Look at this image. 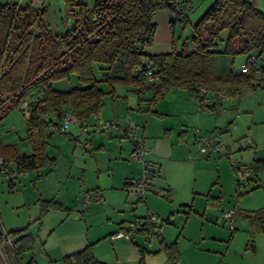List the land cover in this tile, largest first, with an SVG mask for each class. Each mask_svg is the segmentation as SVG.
<instances>
[{
	"label": "crops",
	"instance_id": "0c3cea01",
	"mask_svg": "<svg viewBox=\"0 0 264 264\" xmlns=\"http://www.w3.org/2000/svg\"><path fill=\"white\" fill-rule=\"evenodd\" d=\"M257 4L259 9L264 12V0H257ZM152 21L156 24V31L152 43L145 46L143 51L147 54H158L170 51L172 45L177 48L174 41V30L172 32L169 24L168 11L165 9L158 10L153 14ZM241 66L242 64H240ZM240 67L234 70L239 71ZM215 70L222 73L221 68H218L216 63ZM158 84L161 97L155 102V111L151 110V112L160 116L176 115L179 122L176 126H174L176 121L169 122L168 120L166 124L164 122L155 124L154 120L156 119L153 120L151 113L144 110L145 106L149 105L148 100L152 98L151 94H154ZM123 86L127 87V92L125 95L119 96L124 101H120V105H117L116 102L113 103L110 116L102 118L100 113L98 120L94 117L88 118L89 124L92 122L95 126H98L103 120L113 118H117L120 122L119 129L108 132L96 130V133H90L85 138V142H88L85 144L88 145L84 146V150L87 152L91 148L95 151L93 153L94 158L95 154L100 153L110 164V174L108 172L106 174L109 175L108 181L102 183L97 180L93 186H91L92 183L87 189L84 188L87 168L82 167L81 163H77L80 155H78L79 151H76V147L80 142V134H83L81 126L77 123L73 124H77L79 133L60 132L64 134L63 138L74 140V142L62 139L65 142L62 144L63 146L53 144L50 148L49 142L47 151L50 152L48 156L53 158L52 162H49L45 168L41 167L37 170L21 173V175L34 173L31 181L38 180L40 184H44V182L48 184L46 186L47 192L40 193L38 191L37 196L33 195L30 207L32 219H37L39 215V201L41 199H54L64 207L48 210L42 216L40 223L37 224L38 230L41 233L47 232L48 235L55 230L63 229L59 233L61 242L59 240L58 250H55V254H53V249L46 248L47 240L42 242L45 255L57 263V260L61 261L63 255L92 244L94 256L106 263L137 264L141 257V249H143V264H163L164 262H168V264H228L226 256L231 253L232 238L236 237L237 230L242 229L244 232L240 235L242 236L240 240H246L247 247L244 249L242 245L238 248L233 246L234 256H236L234 264H264V231L257 233L251 231L252 223L245 215L248 212L264 208V170H258L254 173L251 190L247 191L250 187L239 188L242 193L250 192L248 202L244 201L246 197H249L247 195L237 204H230L223 209L224 211L229 209L236 211L230 233L224 227L216 226L210 222L213 211L217 210L221 204V191L219 190V196H214V199L209 197L207 200L206 198L203 212L199 215L196 213L198 210L194 208V201H196V196L203 195V193L200 190H195L194 177L183 176L178 170L185 164L194 166V162L198 164L205 162V158L207 163H214L213 160H216L217 171L224 164V170L231 173L230 164L227 165L228 163L223 157L225 152H235L233 153L236 157L234 159L248 164H251L254 159H264V88L260 86L245 88L239 95L221 96L218 111L214 109L205 111L196 109L194 96L186 89L167 87L160 84V81H146L144 86L131 84H124ZM116 93L114 87L112 99L114 96H118ZM130 93L132 95L134 93L135 98L134 95L129 98ZM147 94L150 95L147 96ZM207 96L211 104L214 101L213 95H208L207 91ZM239 97L241 99L237 102L236 110L232 112L226 107L224 101L232 98L231 102L234 105V100ZM124 104L123 108L122 105ZM240 109L243 112L241 115L239 114ZM239 125H242L244 132L238 130ZM129 127L136 129L144 145L151 150L147 159L158 168L159 175L156 184L162 187L161 194L148 192L144 199L137 200L128 190L131 181L139 175L141 170L140 162L131 159L132 146L125 136V130ZM195 129L199 132L198 135H196ZM207 132H216L219 135L222 154L209 155L204 158L197 156L196 160L192 159V147L190 146L194 147L198 137L207 134ZM66 133L69 134L66 135ZM71 142L74 145L72 148ZM1 143L4 145L16 144L15 142L5 143L2 140ZM24 149L26 147L19 148L16 144L15 149L6 148L3 150L5 155L13 159L15 154L31 152L30 147H27L28 150ZM65 160L69 162H64ZM9 161L11 164H15L13 160ZM61 161L66 163V168L58 174L55 165L57 166V163ZM94 163L98 167L97 159ZM82 164L85 165V163ZM77 167L79 171H77ZM97 167L95 169L99 171L100 169ZM77 173H79V177L73 176L78 175ZM219 179L218 174L215 182L217 183ZM69 181H80L83 184L81 186L82 191L91 190L94 202L89 201L90 203L88 202L87 205L83 203L86 208L85 220L92 218L101 209L104 211H102L103 218L100 219L99 225L98 223H96L97 226L90 224L92 229L85 230V233L77 229L75 231L67 230L66 220L72 205V203L68 204V200L73 196L67 187ZM14 183V181H9L10 187L13 188ZM234 184L233 190L237 191L238 183L236 180ZM33 187H37V185L34 184ZM220 187L222 189L223 184H220ZM211 190L212 188L207 194L211 193ZM16 193L23 195L20 190H17ZM43 194L47 197H43ZM30 196L32 198V194ZM149 212L156 214L162 220L164 219L162 243H170L176 240L179 252L176 262L170 263L164 252L153 253L159 248L161 242L147 241L140 232L131 240L123 238L111 240L109 238V235L117 230L122 223L138 216H144ZM194 214L201 216L197 217L199 218L197 219L198 222L194 221ZM209 214L211 215L209 216ZM6 225V220L0 214V231L2 229L13 230H7ZM27 252H25L26 257ZM31 257L33 256H30L29 259ZM19 263L24 264L22 260Z\"/></svg>",
	"mask_w": 264,
	"mask_h": 264
},
{
	"label": "trees",
	"instance_id": "16d2710c",
	"mask_svg": "<svg viewBox=\"0 0 264 264\" xmlns=\"http://www.w3.org/2000/svg\"><path fill=\"white\" fill-rule=\"evenodd\" d=\"M188 2L190 0H95L90 9L77 3L80 17L60 36L41 29L34 31L33 22L38 12L32 1L25 5L0 3V119L11 108L26 110L24 139L31 149L28 154H15L10 159L3 149H15L16 144L4 145L0 140V156L5 163L13 160L15 164H11V169L22 173L52 162L53 158L47 153L49 138L54 132H64L61 130L63 113L72 112L79 121L89 117L98 120L103 108L102 98L107 93L114 94L116 83L144 86L143 67L150 59L153 71L164 74L160 84L186 89L193 96L199 87L211 92L214 101L206 105L207 111H218L221 96L239 95L245 88H264V64H260L262 71L257 80L251 71L230 70L223 74L215 70L219 53H244L248 62L251 54L259 60L264 52V12L259 9L257 0H214L191 25L189 40L192 48L189 51L174 45L164 53L143 51L152 43L156 31L153 14L161 9L168 11L176 5L187 8ZM185 8L180 16L169 18L172 32L177 20L189 23ZM221 30L226 31L224 38L219 35ZM95 64L102 78L96 77ZM70 75L76 76L78 85L68 90L53 87V81ZM102 81L109 85V90L101 88ZM160 97L158 84L150 103ZM24 103L26 109L21 107ZM249 165L253 183L254 173L264 170V159H254ZM236 181L238 185L244 184L237 178ZM252 187L253 184L247 191ZM243 193L238 189L237 194ZM39 208L35 219L38 223L48 210L64 207L54 199H42ZM245 215L252 223L253 232L264 231V208ZM29 224L7 231L14 236L16 246L10 250L17 263L34 246ZM156 252H164L170 263L178 260L176 240L161 241L153 253ZM5 253L8 259L6 249ZM143 253L141 249L137 264H143ZM32 261L33 257L28 264ZM61 262L116 264L98 260L92 244L63 255Z\"/></svg>",
	"mask_w": 264,
	"mask_h": 264
},
{
	"label": "rangeland",
	"instance_id": "374dc122",
	"mask_svg": "<svg viewBox=\"0 0 264 264\" xmlns=\"http://www.w3.org/2000/svg\"><path fill=\"white\" fill-rule=\"evenodd\" d=\"M29 1H32V4L34 5L35 9L38 12L37 18L34 19L33 22V28L34 31H37L38 29H41L50 35L54 36H60L64 34L67 29H69L75 20L80 17L78 14V5L83 4L87 9H90L94 6L95 0H68L70 3L68 4L67 0H0V3H6V2H11V3H17L19 5H25ZM214 0H190V6L185 8V14L187 15L189 19L188 24H183L182 21L177 20L175 25H174V41L175 44L177 45V48H182L184 47L185 50L189 51L191 50L192 46L189 40L192 27L191 25L194 24L196 21L199 20V18L204 14V12L207 10V8L213 3ZM219 35L221 38H224L226 35L225 30H221L219 32ZM259 64H264V52L261 53L259 56L258 60ZM217 67L221 68V72L225 74L226 72L230 70H234L237 67H240V64H246L247 63V57L244 53L236 52V53H219L217 54L216 61H215ZM220 70V69H219ZM94 72L97 78H102L101 71L98 69V65L95 64ZM78 85L77 79L75 75H70L67 78H61L53 81V87L58 89V90H68L72 88L73 86ZM116 85V86H115ZM114 85L115 90L117 91L118 96H114L112 99V96L114 94H105L102 98V102L104 103V107L101 110V117L105 118L107 116H110L112 114V107L113 103L116 102L117 105H120V101H124L122 97L119 95L121 94H126V89L127 87L123 86L124 83H116ZM101 88L104 90H109L110 87L107 83L105 82H100ZM259 91V90H256ZM130 92V91H129ZM151 94V93H150ZM150 94H147L150 95ZM134 95V96H133ZM133 95L130 93L129 98L133 96L135 98V94ZM153 96V93L151 94ZM208 95H212L211 92L208 91ZM248 97V96H246ZM241 99V97L236 98L234 100V105L232 104L231 100L232 98H228L225 100L226 107L230 109L232 112L236 110L237 107V102ZM115 100V101H114ZM149 105L145 106L146 108L144 109L146 112L151 113V116L153 117V120L155 121V124L158 122H164L166 124V121L168 120L169 122L171 121H176L174 123L178 124V118L176 115L170 114V115H155L152 114L151 110L155 111L154 105L155 103L151 104L150 100H148ZM125 104L122 105L124 108ZM123 110V109H122ZM124 112V110L122 111ZM28 112L26 110H22L20 108H11L1 119H0V139L5 142H15L18 144L19 148H24L27 147L29 148L28 143H26V140L24 139L25 133H26V125H25V118L27 117ZM239 114H243L242 110L240 109ZM104 121V120H103ZM92 124V125H91ZM169 124V123H168ZM95 125H93L92 122L87 126L88 132L80 134V142H78V145L76 147V151H79L78 155L79 158L77 159V163H81L82 167L87 168V174L85 178V183L84 188L93 186L97 180L100 182H106L108 181L109 175H106L107 172L110 174V164L106 160L105 157H103L100 153L95 154V158L93 157V151L91 148L88 149L86 152L84 150V146L88 145L85 143V138H87L90 133H96L97 131L95 130ZM245 127V126H244ZM180 128V126H179ZM240 132H244V128H242V125H239ZM237 130V131H238ZM65 132H75L79 133V128L77 124H70L69 128ZM100 132H102L100 130ZM196 135H198L199 132L196 131ZM69 133H66V135ZM208 134V132H207ZM64 134L60 132H54L53 135L49 138L50 139V145L49 148L52 147L53 144H57L58 146H63L65 142L63 140L67 141H73L74 140H69L68 138H63ZM63 139V140H62ZM72 143V142H71ZM73 143L71 144V148L73 147ZM191 151H192V159L196 160L197 156L204 158L206 155L200 153L198 151V144L197 141L193 146H190ZM24 149V150H26ZM28 150V149H27ZM52 152V150H51ZM48 154L50 152L47 151ZM235 153V152H233ZM231 154L233 158H236L235 155ZM52 155V154H51ZM225 160L227 161V165H229V160L227 159L226 155L223 156ZM98 163L97 165L94 163L96 161ZM205 162H200L195 163L193 165L185 164L183 167H180L179 173L181 175H185L186 177H194V188L195 190H200L203 195L196 196V201H194V208L198 210L196 213H202V209L204 207V202L207 198V200L210 198L214 199V196H219V190L221 191V204L218 209L213 211V217L210 219L211 223L224 227L228 233L231 232V226L233 225L232 221L226 220L222 217V212L224 211L225 207H227L230 204H237L240 200L242 201L244 196H249L250 192L248 193H243V194H237L238 189L241 187H246L249 188L250 185L247 183H244L242 185L237 184V191L233 190V184L236 180V175L231 167H230V172L224 170V164L221 165V168L219 171L216 168V160L214 163H207L206 159L204 158ZM64 162H69L68 160H65ZM61 161L60 163H57V166L55 165L57 170V173L60 174L62 173L63 169L66 168V163ZM82 163H85L83 165ZM69 165V164H68ZM47 165L43 166L44 168ZM112 166V165H111ZM95 167L99 168L96 170ZM112 168V167H111ZM78 169V167H77ZM76 171V169H74ZM45 171V169H43ZM79 171V169L77 170ZM74 174H76L74 171H72ZM78 175H73L79 177ZM219 174V181L216 183L215 179L217 175ZM34 173L31 174H26V175H21V173H17V176L9 180L8 178L4 177L2 174H0V214L4 220L7 222V230L9 229H17L24 227L25 225L29 224V231L32 233V236L34 237V246L33 248L27 252V257L24 254V257L22 258V261L24 264H28L29 262V257L33 256L34 261H32L30 264H62L60 260L53 261L49 259L47 255H45L43 251V245L42 242L46 241V248H51L53 249V254H55V250H58V245H59V240L61 242V238H59V233L63 230H55L54 232L50 233V235L46 233H41V231L38 230L37 224H39L37 221L31 218V204L33 201V195L37 196L42 192H47V185L46 182L44 184H40L38 180L31 181L33 178ZM234 178V179H233ZM234 180V181H233ZM9 181H14L15 185L10 187ZM44 181V180H42ZM237 183V181H236ZM37 185V187H33V185ZM220 184H223V187L221 189ZM67 185V184H66ZM81 186L83 184L79 181H69L67 187L73 193V196L71 199L68 200V204L72 203L71 209L69 210V216L66 220L67 223V230L68 231H75V229L80 230L82 233H85V230L92 229L90 228V224H94L95 226L96 223L100 222V219L103 218V209L101 211L97 212L95 215L92 216V218H89L85 220V206L83 204V197L86 195H90L92 197L91 190L90 191H82ZM235 186V184H234ZM12 188V189H11ZM211 193L207 194L209 189H211ZM20 190L23 195L17 194L16 191ZM39 191V192H38ZM258 195V192H256ZM262 193V192H261ZM32 194V198L31 195ZM208 196V197H207ZM43 197H47V195L43 194ZM249 197H246V200L248 202ZM42 200V199H41ZM82 200V201H81ZM206 200V201H207ZM90 201L94 202L92 198ZM90 203V202H89ZM35 210V208H34ZM223 210V211H222ZM103 211V212H102ZM102 212V213H101ZM34 214V213H33ZM211 214H209L210 216ZM198 214H194V221H199L197 219ZM242 217V216H241ZM207 218V217H206ZM95 222V223H94ZM195 224V222H194ZM94 226V227H95ZM93 227V228H94ZM253 228V227H252ZM250 227V230L253 231ZM40 232V233H39ZM237 235L235 238H232L231 244H232V249L231 253L227 254L226 259L228 261V264H234L236 256H234V251H233V246L235 248H238L242 245V248L247 247V241L243 239L240 240L242 236V233L244 232L242 229H239L236 231ZM235 232V233H236ZM257 233V232H254ZM69 236V235H67ZM71 236V235H70ZM8 259L10 261V264H17V260L10 250L9 246L6 245L5 247ZM0 264H2L0 262Z\"/></svg>",
	"mask_w": 264,
	"mask_h": 264
},
{
	"label": "built area",
	"instance_id": "2783aa9c",
	"mask_svg": "<svg viewBox=\"0 0 264 264\" xmlns=\"http://www.w3.org/2000/svg\"><path fill=\"white\" fill-rule=\"evenodd\" d=\"M190 5V2L187 3ZM184 6L176 5L174 8L168 10V17H178L184 11ZM153 61L150 59L143 67L144 80L147 82H157L161 80L164 74L155 73L152 68ZM139 68V67H137ZM240 72L251 71L254 74V80L259 77L262 66L258 62V58L255 54H251L248 58V62L243 64ZM194 102L197 110H205L206 105L210 103V99L207 96V90L204 87H199L197 94L194 96ZM21 107L26 109V103ZM80 124L83 133L88 132L87 126L89 125L88 119L79 121L72 112H64L61 119V130L65 131L69 128L70 124ZM120 122L117 118L103 121L95 130L111 131L113 129H119ZM125 136L130 141L132 146L131 159L140 162L141 170L139 175L131 181L128 190L137 199L142 200L145 194L150 192L154 194H161L162 187L156 184L157 177L159 175L158 168L155 167L148 159L147 156L151 153V150L146 147L143 140L135 128L129 127L125 130ZM198 151L206 156L222 154V145L220 137L216 132H210L208 134L198 137L197 140ZM227 159L236 175V178L242 182L247 183L250 186L253 184L251 180V168L246 162L234 159L231 154L225 152ZM0 174L4 177L12 180L16 177L17 172L11 169V163H5L4 159L0 156ZM92 197L86 195L83 197V203L88 204ZM236 211L229 209L222 213V217L226 220L232 221L235 219ZM162 219L154 213H147L144 216H138L125 223H122L120 227L109 235L111 240L123 238L131 240L137 233L143 234L147 241H162ZM9 246L10 249H14L16 246L14 243V236L2 229L0 231V261L2 264H10L6 253L5 247ZM20 264V263H18Z\"/></svg>",
	"mask_w": 264,
	"mask_h": 264
},
{
	"label": "water",
	"instance_id": "95a60500",
	"mask_svg": "<svg viewBox=\"0 0 264 264\" xmlns=\"http://www.w3.org/2000/svg\"><path fill=\"white\" fill-rule=\"evenodd\" d=\"M163 264H168V262H164Z\"/></svg>",
	"mask_w": 264,
	"mask_h": 264
}]
</instances>
